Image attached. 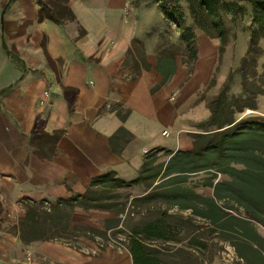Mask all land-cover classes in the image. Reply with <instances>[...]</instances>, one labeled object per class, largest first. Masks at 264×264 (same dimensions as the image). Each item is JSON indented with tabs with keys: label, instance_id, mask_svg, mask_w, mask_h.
I'll return each instance as SVG.
<instances>
[{
	"label": "crops",
	"instance_id": "obj_1",
	"mask_svg": "<svg viewBox=\"0 0 264 264\" xmlns=\"http://www.w3.org/2000/svg\"><path fill=\"white\" fill-rule=\"evenodd\" d=\"M84 5L72 6L77 23L57 24L38 19L36 0H0V91L10 87L0 93V202L5 210L22 206L18 204L22 197L54 200L68 196V189L81 193L91 176L107 170L134 178L144 153L154 147L177 149L182 142L189 145L186 130L210 116L206 98L196 99L210 80L213 60L205 65L199 56L189 77L176 62L168 83L152 92L161 80L153 68L156 47L149 53L142 41L152 68L131 74L125 62L132 40L138 37L133 23L119 16L111 20L109 11ZM241 35L248 43V32H241L232 49L235 63L247 50L246 46L242 56L238 53ZM216 44L212 38L210 45ZM259 45L258 63L264 67V40ZM228 47L229 42L221 68ZM224 77L221 70L214 93ZM206 92L209 96L210 89ZM234 92L241 89L235 87ZM255 101L256 108L250 112L264 117V95H257ZM121 109L129 110L124 120L117 114L124 113ZM120 126L133 137L116 154L109 138ZM36 127L48 134L64 133L54 147L45 142L38 146L30 140ZM50 147L51 158L37 154L39 148ZM77 240L78 246L59 240L25 245L17 233L0 230V264H27L19 253L23 248L31 252V264H132L125 247L100 248L85 237Z\"/></svg>",
	"mask_w": 264,
	"mask_h": 264
},
{
	"label": "trees",
	"instance_id": "obj_2",
	"mask_svg": "<svg viewBox=\"0 0 264 264\" xmlns=\"http://www.w3.org/2000/svg\"><path fill=\"white\" fill-rule=\"evenodd\" d=\"M181 0H155L166 26L174 25L178 39L187 58L196 60L197 40L194 30L186 24ZM195 25L211 38L219 40L217 62L205 90L215 85L216 76L227 45V29L222 13L244 14L250 17L247 26V50L236 69L227 74L221 89L207 102L210 116L199 124V130L190 132V143L183 149L169 150L154 147L143 155L137 175L125 179L114 170H107L90 177L81 193L68 189V196L53 201L22 197L18 200L24 212L12 226L24 244L34 241L59 240L70 246L80 237L94 240L105 237L106 231L81 227L71 223L73 212L101 210L113 217L105 220V230L119 229L121 218L128 212L127 203L146 204L145 215L136 221L126 233V245L132 264H204L211 262L219 251V243H227L234 251L233 264H264V117L249 115L238 117L245 109L255 110L257 95L264 89L249 92L247 65L257 74L258 60L262 54L259 45L264 40V0H184ZM38 19L47 18L57 24L75 20L66 0L38 1ZM141 48V52H139ZM166 47L157 49L153 67L160 75V82L151 91L165 86L176 70L178 53ZM143 43L133 39L128 50L132 57V70H149L152 66L145 58ZM136 53V54H135ZM15 58L14 56H12ZM186 57L188 76L194 65ZM18 62V61H17ZM262 77H264V67ZM241 73V92L227 96L234 72ZM264 86V80L261 81ZM10 87L0 93L8 91ZM73 90L65 88V91ZM203 99V98H201ZM200 98L197 101L201 100ZM129 110L117 111L124 120ZM64 130L48 134L35 128L32 144L45 142L54 147ZM132 134L120 126L109 138L111 150L119 154ZM168 159L158 162V152ZM53 148H39L37 154L49 159ZM203 174L197 182L189 176ZM223 176V178H219ZM137 186L142 188L138 196H123L121 190ZM206 187L211 195L198 191ZM5 209L0 202V215ZM187 212V214H185ZM89 234V235H87Z\"/></svg>",
	"mask_w": 264,
	"mask_h": 264
},
{
	"label": "rangeland",
	"instance_id": "obj_3",
	"mask_svg": "<svg viewBox=\"0 0 264 264\" xmlns=\"http://www.w3.org/2000/svg\"><path fill=\"white\" fill-rule=\"evenodd\" d=\"M37 2L39 0H36ZM40 1H48V0H40ZM67 7L73 12L72 6L76 4H85L84 7L90 8L91 10H96V11H109L111 20H116V17L118 18L121 17L123 18L124 22L126 23H133L134 29H136V33L138 34L137 38L141 41H143L146 49L151 52L155 47L156 49H159V47L163 48L166 47L165 49H171L178 53L176 56V62H178L179 65H182L184 68L187 70V66L183 63V59L187 56V54L182 46L180 44V41L178 39V32L176 31V28L174 25L171 26H166L162 19V15L159 12L155 0H114V4L111 3V0H82V2H78L80 0H66ZM180 6L182 11L184 12L185 16V21L186 24L191 26L194 30V33L196 35V40H197V59L198 57L204 63L207 65L210 61L213 60V68L216 66L217 62V48L219 45V40L217 39V46L212 47L210 45V40L212 39L208 35H206L202 30H200L194 23L191 13L189 11V6L188 4L184 1H180ZM100 13V12H99ZM74 14V12H73ZM115 14V15H114ZM99 17L102 16V14H97ZM75 16V15H74ZM88 16H86L87 18ZM222 17L224 20L225 27L227 29V42H229V47H228V54L226 57V63L223 68L220 65L217 76H216V81L219 76V72L222 70V76L224 77V81L227 77V74L236 69L239 65L240 60L236 63L234 62V53L232 54V49L234 48L237 37L240 35L241 32H245L246 28L248 25H250V17L245 16L244 14H226L222 13ZM84 18V17H83ZM82 18V19H83ZM109 21L108 24L110 23H115L116 22ZM67 23H77L76 20H69L63 22V24ZM117 24V23H116ZM76 25V24H75ZM79 27V26H77ZM84 31L79 28V33L82 34ZM156 37V40H155ZM158 37V39H157ZM136 38V39H137ZM237 50L238 53L241 54V56L244 54L246 46H247V37L241 35L239 38ZM144 48V46H143ZM145 50V49H143ZM139 52H141V48H139ZM136 54V53H135ZM157 57V53H156ZM132 57L127 56V60L125 62V65L127 68L130 70L131 69V74H134L135 72L132 70V62H131ZM189 60L188 65H194L195 62L197 61L194 59L187 58ZM222 64V62H221ZM125 66V67H126ZM228 68V70H227ZM127 70V69H126ZM214 70V69H213ZM252 69L250 68L249 65H247L244 74L247 75V89L248 91L254 92L256 88H262L264 89V86H262V80H264V77H262V69L260 66H258L257 69V74L253 76L252 74ZM126 72V71H125ZM188 74V71H187ZM191 73L189 74V76ZM188 76V77H189ZM223 81V82H224ZM236 81V83H235ZM223 83H221L222 86ZM236 85V86H235ZM215 86V85H214ZM214 86L210 88V94L207 96V92L205 89L201 90L197 94V99L201 98H206L207 101H211L212 98L215 97V95L219 92L221 89V86L215 91ZM235 87H239L241 89V73L234 72L233 80L229 86V90L227 92V96L230 97L232 95H236L235 93ZM209 90V89H208ZM196 99V100H197ZM124 111V109H121ZM250 111L251 109H245L242 113H237V118L238 117H246L249 115H256L252 114ZM199 124L200 123H195L193 124V127H190L189 131L186 130V136L189 138V143L190 141V132L197 131L199 130ZM174 132V131H173ZM183 137L179 136V139L181 137L185 138V131L181 133ZM180 135V133H179ZM181 143V142H180ZM188 145H184L183 142L181 143L180 147L177 149H183ZM169 149L170 148H166ZM171 150H176V149H171ZM168 159V156L164 152H158V162H166ZM203 176V174H198L195 176H189L188 181L194 183L199 181V179ZM219 178H223V176H219ZM199 192L205 195H211L212 190L206 187H202L198 189ZM121 193L123 196H138L142 193V188L133 186L131 188H127L124 190H121ZM53 201V200H51ZM127 214L121 218L123 221L122 226H120L119 229H113V230H105V220L111 219L114 214L108 211H101V210H82L77 208L74 213L72 214V220L71 223L74 225H78L81 227H87V228H93L97 231H106L105 237H100V236H94V242L96 245L100 248H105V247H110V248H124L126 245V233L129 230V228L136 222L138 221L142 215L147 214L146 212V204L140 203V204H131V198H129L128 203H127ZM7 209V208H6ZM24 209L20 205H16L13 208H8L5 210L4 213L0 215V230L2 232H7L12 234V226L14 223H16L17 219L23 215ZM187 214V212H185ZM262 234H264V229L260 228L259 229ZM89 235V234H87ZM77 246L79 245L80 241L77 240ZM24 244V243H23ZM26 245V244H25ZM219 245L222 247L223 250L219 251L215 256L212 258L211 262H204V264H233V262L236 260L235 253L233 249L227 244V243H219ZM29 251L27 248H23L20 253L22 257L25 256V252Z\"/></svg>",
	"mask_w": 264,
	"mask_h": 264
},
{
	"label": "built area",
	"instance_id": "obj_4",
	"mask_svg": "<svg viewBox=\"0 0 264 264\" xmlns=\"http://www.w3.org/2000/svg\"><path fill=\"white\" fill-rule=\"evenodd\" d=\"M24 258H25V261L27 262V264H31V261H32V254H31V252L26 251Z\"/></svg>",
	"mask_w": 264,
	"mask_h": 264
}]
</instances>
